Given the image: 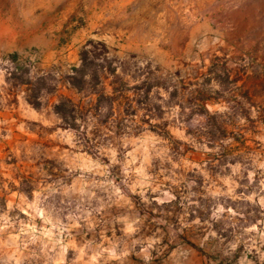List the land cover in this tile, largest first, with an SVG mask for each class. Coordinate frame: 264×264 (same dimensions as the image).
Wrapping results in <instances>:
<instances>
[{
  "label": "rangeland",
  "instance_id": "obj_1",
  "mask_svg": "<svg viewBox=\"0 0 264 264\" xmlns=\"http://www.w3.org/2000/svg\"><path fill=\"white\" fill-rule=\"evenodd\" d=\"M0 264H264V0H0Z\"/></svg>",
  "mask_w": 264,
  "mask_h": 264
},
{
  "label": "trees",
  "instance_id": "obj_2",
  "mask_svg": "<svg viewBox=\"0 0 264 264\" xmlns=\"http://www.w3.org/2000/svg\"><path fill=\"white\" fill-rule=\"evenodd\" d=\"M86 65V64H85ZM85 65L81 68H77L74 70V74L69 78L70 85L74 88L77 89L78 91L83 90V84L85 83V80L89 77L88 74L84 72ZM29 104L33 106L34 108H39L40 103H37L36 101L28 100ZM67 105H73L72 101L69 99L66 100H61L56 106H55V112L61 116V118L66 119V116L63 113L64 108Z\"/></svg>",
  "mask_w": 264,
  "mask_h": 264
}]
</instances>
